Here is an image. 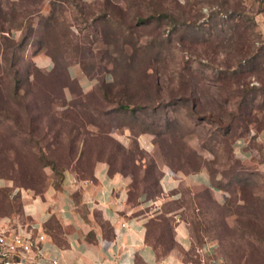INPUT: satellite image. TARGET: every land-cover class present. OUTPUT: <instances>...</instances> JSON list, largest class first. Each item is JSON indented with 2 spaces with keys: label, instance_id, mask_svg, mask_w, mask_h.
Here are the masks:
<instances>
[{
  "label": "rangeland",
  "instance_id": "374dc122",
  "mask_svg": "<svg viewBox=\"0 0 264 264\" xmlns=\"http://www.w3.org/2000/svg\"><path fill=\"white\" fill-rule=\"evenodd\" d=\"M104 1L0 0V4L5 11H10L9 8H13V13H15V16H0V27L2 26V29L0 28V214L11 215L20 211L23 192L37 194L33 188L21 186L23 183L20 181L16 182L10 176L12 173L17 177L22 176V170L27 169L29 172L36 174L42 173L43 178H40L44 180L38 185L41 189L40 194L50 183L56 187L60 185V183L56 185L57 172L51 165L43 166V163L51 161L62 163L64 160L69 161L70 156L67 154L66 148H61L58 152L52 151V147H48L46 144L47 140L42 138V132L51 122V116L54 115L61 119L64 110L63 104L70 103L77 97L72 90L79 91L81 89L86 93L94 88L97 83L96 78L91 79L81 69L80 57H77L76 52L73 51L77 48L87 63L106 66L109 70H113L115 67V58L121 59L117 74L119 79L129 85L132 93L136 96L140 94L144 97L147 96L149 99L151 95L147 94V91L140 85L144 81L152 89V93H155L154 91L159 88L160 91L157 96L169 102V106L157 109L156 115H154L150 105V107L138 111L141 118L156 125L155 128L164 132L161 137L147 132L152 136L151 140L154 148L151 152L145 151L146 153L142 157L136 154L138 161L135 168L139 178L144 176L146 169L150 171L148 174H150L151 179H157L165 165L169 166L172 163L178 165V163L185 162L199 164L201 160L202 163H205L203 167L214 171L213 179L217 185L230 193L229 205L228 203L216 205L207 192L193 193L190 188L181 187L182 199L165 202L162 206L163 212L158 215L157 220L151 222L149 227L150 235L160 237L159 240L163 243L161 246L162 253L170 247L173 239V225L175 222L172 216L167 214L168 210L185 206L183 209L184 215L186 218L192 219L194 224L199 225L198 220L200 219V222L207 227L213 225L215 228L208 232V235L205 234L210 239L226 229L224 220L228 212L223 211L220 207L228 205L239 211H250L248 215L255 211L259 217V226L254 228V231L252 230L253 234L247 233L244 237L240 235L237 222L232 227V229H236L233 236L226 229V236L223 238L219 250L222 256L220 264H264L263 175L257 172L253 166L245 165L237 159L234 149L232 152L227 151V147L220 142L225 129L210 124V120H203L202 117L209 113L215 114L217 104L214 99H220L215 83L216 69H213L209 64L214 62V64L220 65L225 58V54H222V50L218 47L216 59H214V50L213 48L208 49V46L212 45L210 41L215 44L218 42V40H215L218 29L231 23L234 16L230 12L223 11L220 2H214V0H164L163 7L173 10L179 17L180 23H182L177 26L178 33L174 32L172 35L167 30L168 28L163 27L160 29L161 32H164L162 36L165 38V48L162 49L158 61L147 68V76H144L145 65L149 64L146 60L148 54L140 55L139 60L136 58L138 61L128 64L122 56V49L125 53L131 54L133 48L147 47L145 44L149 42L148 40L159 33V29L156 28V21L145 24L139 22L136 16H133L136 8L142 9L141 12L144 15L149 14L151 9L143 3L132 5L129 7L132 9L128 11L126 8L128 7L127 0H108L112 4L109 8L113 10L118 18L112 19L110 16H106V18L96 21L95 17L99 16L101 10H103L101 7ZM238 1L242 2L239 7L246 12L243 15L254 17L253 29L260 35L259 39L264 41V0ZM52 7H56V18L61 25L68 28L69 32L67 40H69L70 46L67 47L68 53L63 54L60 58L61 66L57 65L51 56L47 54L46 48L38 49V45L35 44L44 31L45 21L52 16ZM5 17L9 20L5 21ZM142 17L145 19L148 16ZM107 20L110 21L109 24ZM210 27L213 29H209ZM115 28L116 30L119 28L120 33L123 32L124 35L121 34L122 37L119 38L118 43L112 40L107 41L109 42L107 43L106 39L102 38L103 30L111 32ZM167 34L171 37H167ZM5 36L18 43L29 36L25 43L16 48L17 61L14 69L20 70L21 95L28 106L33 109V114L40 116L35 124V126L40 127L35 134V138L42 151L36 149L35 145L31 148L32 146L27 142L30 137L27 133L21 132L10 138L8 136V126L14 127V131H17L19 127L5 114L20 111L15 108L13 101L10 99L15 76L13 71H10L12 54L10 52L9 54L5 53ZM212 46L214 47V44ZM147 51L152 52L151 49H147ZM41 57L46 60L47 64L39 63ZM9 58H11L10 61ZM31 64L35 65L36 70L28 74ZM66 65H68V69L64 71L63 67ZM115 76V74L109 75L108 82H113ZM249 80L252 81V84L259 85V81L254 77H250ZM181 81H183V84ZM65 83H68L69 87H63ZM81 84L85 88L90 85H93V87L85 91ZM191 91H194L193 95L199 98L197 108L201 109L202 116L194 115L190 110L191 107H183V103L175 99L180 92L192 94ZM59 95L61 98H59ZM260 100L261 96L251 105L253 115L258 122H252L248 130L241 129L239 133L242 135L238 138H246L250 145L257 149V159L264 161V140L260 139V136L264 134V109L257 105ZM97 104L101 108L103 107L101 103ZM231 105L229 102L228 105L225 104L224 106L231 108ZM114 106L106 105L105 108L110 110ZM95 113L92 112L94 115ZM167 118L179 120L178 125L173 127L169 133V129H166L165 124ZM130 120L131 115H116L112 120H104L105 123L114 124L111 135L126 150L135 149L134 131L127 125L121 126L119 124L130 122ZM23 124V121L20 122L21 126ZM258 126L260 128H257ZM87 127L92 131L97 130V127L93 124H88ZM182 127L183 132L179 134L178 130ZM126 132L131 134L129 139L124 138ZM238 138H235V141ZM109 144L115 150L114 143L110 142ZM117 157L118 162H121L123 159L122 153H117ZM237 163L240 165H237ZM169 167L174 171L180 170L183 173L195 172L188 164L183 168L174 169L171 166ZM232 167L235 169H232ZM239 170L242 173L236 174ZM130 175L132 176V174ZM241 176L246 179L248 189L252 192V196L249 197L253 198H250L247 202L234 198L235 195L239 196V193L235 192V195L234 193L232 195V190L237 187L234 183ZM141 191L139 190V193ZM148 191L151 192V198H156L152 194L154 188H149ZM130 202L136 204L138 202L137 197L131 198ZM194 240L197 246L200 239ZM187 257L197 263L199 261L197 248L195 247L187 252Z\"/></svg>",
  "mask_w": 264,
  "mask_h": 264
},
{
  "label": "trees",
  "instance_id": "16d2710c",
  "mask_svg": "<svg viewBox=\"0 0 264 264\" xmlns=\"http://www.w3.org/2000/svg\"><path fill=\"white\" fill-rule=\"evenodd\" d=\"M58 2L66 1V0H56ZM128 7L127 10L130 11L132 5L136 4H145L148 8H150V13L145 14L141 12L139 8H136L133 12V16H136L138 21L145 24H151L153 21H156V28L159 29V33L152 39L148 40L149 42L145 45L147 47L133 48L131 54H127L122 49V56L126 60L128 64L131 62L135 63L139 56L145 53L147 63L144 68V76H147L146 71L147 68L152 64L156 63L159 59V55L162 54V49L165 48L164 42L165 38H163L164 32H161L160 29L165 27L168 28L169 33L172 35L174 32L178 33L177 26L181 23L179 21V17L174 13L173 10L169 8H165L164 0H127ZM229 1V0H214V2H220V6L224 9L226 13H231L234 16L227 26H222L218 29V35L215 40L218 42L215 44L213 41H210L211 44H214V47L208 46L209 48H213L214 50V59H216V55L218 51V47L222 50V54H225V58L222 61V64L216 65L214 62L210 63L211 67L216 69L215 71V83L218 89L219 100L214 99L216 102V110L215 114L209 113L202 116L201 109H198L199 98L194 94V91H191L192 94H186L185 92L177 96L175 98L178 102L183 103L184 106L191 107L190 110L194 115L202 116L203 120H210V124H213L217 127L225 129L223 137L220 138V142H222L227 148V151H233V146L235 143V138L240 137L242 134L239 133L241 129L248 130L250 128V124L252 122H258L257 118L253 115L252 112V104L254 101L261 96V100L259 104H257L260 108L264 109V41H261L260 35L254 31V17L253 16H244L246 12L240 8L241 1L238 0ZM55 3V2H54ZM134 3V4H132ZM101 4V3H100ZM104 4V5H103ZM112 4L105 0L102 3L103 10L99 16L95 17L96 21H100L106 16H110L112 19L118 18L113 13V10L109 8ZM56 7H52V12L50 18L45 21L44 31L40 34L38 40L36 41V45H38V49L46 48V52L53 61L61 66L60 58L63 54L68 53L67 47L70 46V42H68V28L65 25H61L58 19L55 16ZM10 11H5L0 4V16H15L13 8H9ZM135 9V8H133ZM264 9V5H263ZM142 16H148L144 19ZM94 18V17H92ZM5 21H8L9 18L5 17ZM109 20L107 23L109 24ZM2 29V26L0 27ZM209 29H213L210 27ZM96 31V29H95ZM121 31L119 28L113 29L111 32H107L103 30L102 38L107 42L112 40L115 43H118V40L121 36ZM124 35V33L122 34ZM168 35V34H167ZM167 37H171L168 35ZM223 37V38H221ZM5 38V53L12 54V62L10 66V71H13L15 76L14 87L11 90V100L13 101L15 108L20 112L8 113L5 114L7 118L12 119L16 126L18 125L17 131H14L11 126H8V136L15 137L16 135L22 133H27L30 137L27 142L36 149H40V146L37 145L35 134L37 130H39V126L36 125V121L40 119L38 114H33V109L28 106L25 102L23 96L20 91L22 86L20 85V70L14 69L16 67V48L20 47L27 39L23 38L20 42H14L12 39ZM108 38V39H107ZM221 38V39H220ZM261 41V42H260ZM110 42V41H109ZM107 42V43H109ZM147 49H151V53L147 51ZM76 52V56L80 57L81 69L84 71L85 75H88L91 79H97V83L94 88L90 91L84 93L81 89L79 91L72 90V92L76 93V98L73 99L70 103H65L64 110L61 114V119H58L54 115L51 116V122L46 126L42 134L43 139L47 140L46 144L49 147H52V151L58 152L61 148L67 149V154L70 156L69 161H62V163L51 161L47 163H43L44 165H51V167L57 172L58 178L56 179V185H59L64 178V174L68 171H71L78 178L81 179H93L94 168L98 161H106L110 166V172H121L123 174H132V182L129 189V198L137 199L140 196V193H145L151 196V192L148 191L149 188H154L155 196L160 195L162 189L160 187V177L162 173L160 172L159 177L156 179H151L150 171L145 170L144 176L142 178L138 177L136 170V162L138 158L136 154L140 157L145 155V151L139 147L137 136L144 132H151L156 134V136L161 137L164 132L155 128L156 125L152 123H148L145 119L141 118L138 114L139 110L145 109V107H152L154 111V115H156L157 109L165 108L169 106V102L164 100V98L157 96L159 93V88L152 93V89H150L147 82H142V87L147 91V94H150V98L147 96L139 95L136 96L130 90L129 85L119 79L118 77V69L119 64L121 63V59L115 58L116 65L113 70H109L106 66H99L95 64H89L83 58V55L80 54L79 49H74ZM153 54V56H152ZM122 57V61H123ZM11 58L8 60L10 61ZM137 60V61H138ZM31 69L28 70V74L33 73L36 70L35 65L31 64L29 67ZM62 68V67H61ZM64 71L68 69V65L64 66ZM111 74H115V78L113 82H108V77ZM39 77V76H38ZM250 77H254L259 81V85L256 86L252 84L250 81ZM183 84V81H181ZM180 82V83H181ZM69 87L68 83L63 85ZM182 86V85H181ZM157 88V85H156ZM190 93V92H189ZM139 97V98H138ZM59 98L61 96L59 95ZM231 103L232 107L224 106L225 104ZM97 103H101L103 107L101 108ZM109 105H115L112 109L107 110L105 107ZM150 105V106H149ZM92 112H96L95 116ZM131 115L130 122H124L119 125H127L133 132L134 135V143H135V151L134 150H126L125 147L115 141V139L111 135V129L114 127V124L105 123L104 120H112L115 116L112 115ZM103 117H105L103 119ZM101 118V119H100ZM126 118V117H125ZM103 119V120H102ZM23 121V125H20V122ZM166 129L169 131L178 125L179 120L177 119H166L165 120ZM93 124L97 127L96 131L89 130L87 125ZM26 125V127H24ZM116 125V124H115ZM154 126V127H153ZM159 126V125H157ZM260 126V125H259ZM257 128H260V127ZM183 127L179 128V134L183 132ZM177 134V133H176ZM175 134V135H176ZM50 136H52L50 138ZM25 139V138H24ZM66 142V144H65ZM110 142L114 143L115 150L110 146ZM36 143V144H34ZM117 153H122L123 159L121 162H118ZM200 159V157H199ZM238 162V161H237ZM194 171L200 170L205 163H202L201 160L199 164H192L191 162H185ZM178 163L169 164V166L176 168H183L187 164ZM237 165H240L237 163ZM1 166V165H0ZM133 166V167H132ZM38 167V166H37ZM21 169V167H20ZM232 169H235L232 167ZM22 176H15L13 173L10 175L16 182L20 181L21 186H25L27 188H33L37 194L41 193V189L38 186L39 183L43 181L41 178L42 173H34L29 172V170H22ZM211 177L213 179V170H209ZM242 173L240 170L236 172V174ZM41 177V178H40ZM237 185L236 188L232 190V195L235 192L239 193V196L235 195L234 198H238L247 202L250 200L249 197L252 196V192L248 189V185L246 183V179L242 176L237 178L235 181ZM219 186V185H218ZM139 190H142L139 193ZM233 197V196H232ZM229 205V203H228ZM222 206L220 207L223 211H227L228 213L234 212L238 215L237 223L238 228L240 229V235L244 237L245 234H253L254 228L259 226V217L255 211L252 212L251 215L248 211L243 212L238 209H233L230 206ZM200 228L204 231H208V227L205 226L204 223L198 220ZM236 229L228 230L230 235L233 236ZM253 230V231H252ZM226 236V230H222L218 235V239L221 244L223 238ZM160 238V237H159Z\"/></svg>",
  "mask_w": 264,
  "mask_h": 264
},
{
  "label": "crops",
  "instance_id": "0c3cea01",
  "mask_svg": "<svg viewBox=\"0 0 264 264\" xmlns=\"http://www.w3.org/2000/svg\"><path fill=\"white\" fill-rule=\"evenodd\" d=\"M40 59L39 63L47 64L45 59ZM92 87L82 85L85 91ZM129 135L126 132L124 138L129 139ZM151 139L147 132L139 134L140 148L151 152L154 148ZM260 139L264 140V134ZM233 149L237 159L253 166L264 179V161L257 159V149L246 138H238ZM109 169L108 162L98 161L93 179H81L68 171L59 187L50 183L42 194L25 191L20 211L0 214V228L30 230L34 239L44 235L39 241L41 252L34 247L23 264H220L218 235L210 239L205 235L215 227L211 225L204 232L185 217V206L168 210L175 223L172 244L163 253V243L149 232L151 222L163 212L164 203L182 199L181 187L190 188L193 193L207 192L216 205L228 203L230 193L217 185L206 167L183 173L165 165L160 177V195L151 198L142 193L136 204L129 198L132 176L111 173ZM225 217L224 225L231 230L237 215L230 212ZM198 238L200 242L196 246L194 239ZM195 247L199 253L197 263L187 257V252ZM15 259L19 260V256Z\"/></svg>",
  "mask_w": 264,
  "mask_h": 264
},
{
  "label": "built area",
  "instance_id": "2783aa9c",
  "mask_svg": "<svg viewBox=\"0 0 264 264\" xmlns=\"http://www.w3.org/2000/svg\"><path fill=\"white\" fill-rule=\"evenodd\" d=\"M43 238L40 234L34 239L32 232L26 229L9 231L0 228V264H23L34 247L41 252L39 241ZM16 255L19 260L15 259Z\"/></svg>",
  "mask_w": 264,
  "mask_h": 264
}]
</instances>
